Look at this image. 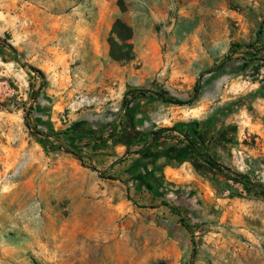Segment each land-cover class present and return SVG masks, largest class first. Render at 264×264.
<instances>
[{"label":"rangeland","instance_id":"1","mask_svg":"<svg viewBox=\"0 0 264 264\" xmlns=\"http://www.w3.org/2000/svg\"><path fill=\"white\" fill-rule=\"evenodd\" d=\"M120 1L0 0V37L45 80L31 103L27 73L0 57V264H189L193 247L192 264H264V200L199 162L198 172L181 136L165 133L143 153L86 138L85 166L32 136L34 127L50 134L124 121L129 88L156 83L187 100L231 44L254 43L260 53L240 49L204 74L194 105L138 100L127 115L140 133L213 117L233 141L208 153L264 189V31L255 40L264 0H122L123 13ZM116 19L132 31L128 62L109 56Z\"/></svg>","mask_w":264,"mask_h":264},{"label":"trees","instance_id":"2","mask_svg":"<svg viewBox=\"0 0 264 264\" xmlns=\"http://www.w3.org/2000/svg\"><path fill=\"white\" fill-rule=\"evenodd\" d=\"M119 10L121 13L124 12V3L121 0L119 2ZM264 31V20L260 22L258 29L255 33V40L260 41ZM132 36L131 28L125 24L121 19H116L112 24L109 38V56L113 61L116 62H128L134 59V53L132 50V45L130 39ZM254 48V52L260 53L262 49H257L254 47V43L239 44L234 43L230 45L228 53L217 60L219 63L215 64V67L208 70L206 73L199 74L195 84L192 88V94L187 100H181L170 96L167 91H165L161 86L156 83L149 88H129L125 91L121 100V116L125 117V120H119L115 125L105 124L102 126L101 130H88V129H78L73 127L71 130L67 131H55L50 134L37 131L36 127L31 129V134L35 138L36 142L45 151H59L64 152L73 156L78 160L83 166L84 159L86 155L83 152V148L87 146L86 138L90 139L91 142L96 143L99 141L111 140L116 144H122L129 149L131 145H142L141 153L149 148H152L165 138V133H175L176 136H181L182 140L185 142V147L188 150L189 157L187 159L193 167L200 172V167L197 162L202 165L208 171L216 172L219 177L223 179V184L230 182L234 185H238L247 194L249 198H257L264 200V189L255 185L251 180L243 174L235 173L230 171L228 168L218 163L207 151L208 147L214 146L219 147L221 145L230 144L233 141L231 133L233 132L231 127L225 126L223 123L218 122L213 117L204 123L189 122L183 123L179 122L174 124L170 128H158L145 133H140L131 127V117L128 116V109L138 100H148L157 103L170 105V106H192L198 100L201 94V78L204 74L208 73H218L230 60V56L240 49H251ZM8 56L11 61L15 62L21 69H23L29 78L28 80V99L31 103L38 100L40 96V91L45 87V80L42 74L32 68L24 59L21 53H19L9 42L8 35L0 37V57ZM36 79L39 80L38 87L35 90ZM232 108V107H231ZM28 110H32L29 108ZM24 110L25 119L29 116L30 112ZM226 111L230 109H224ZM86 131L88 135H83ZM128 131L127 136L132 139L131 143H128L126 139L121 137L124 133ZM105 132V135L103 134ZM216 132H224L229 135V138L222 142V137L215 136ZM217 137V138H216ZM196 140V141H195ZM182 161V160H181ZM186 161V159H183ZM172 167L179 166L178 163H170ZM102 175V173H100ZM214 180L215 176H210ZM218 182V181H215ZM218 184V183H216ZM168 206V205H167ZM174 214L180 216L178 212L174 209H170ZM182 226L190 232V227L185 223L183 219H180ZM191 244L194 245L191 239ZM195 249L192 248L190 263L194 258Z\"/></svg>","mask_w":264,"mask_h":264},{"label":"flooded vegetation","instance_id":"3","mask_svg":"<svg viewBox=\"0 0 264 264\" xmlns=\"http://www.w3.org/2000/svg\"><path fill=\"white\" fill-rule=\"evenodd\" d=\"M215 136H217V137H222V139H223V141L222 142H225L228 138H229V135L228 134H226V133H224V132H216L215 133ZM216 137V138H217Z\"/></svg>","mask_w":264,"mask_h":264}]
</instances>
